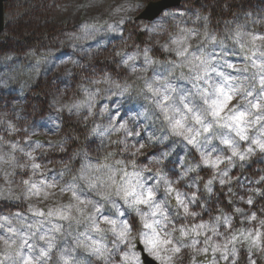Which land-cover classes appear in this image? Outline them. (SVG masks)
I'll return each mask as SVG.
<instances>
[{
	"label": "clouds",
	"instance_id": "obj_1",
	"mask_svg": "<svg viewBox=\"0 0 264 264\" xmlns=\"http://www.w3.org/2000/svg\"><path fill=\"white\" fill-rule=\"evenodd\" d=\"M0 264H264V0H0Z\"/></svg>",
	"mask_w": 264,
	"mask_h": 264
}]
</instances>
